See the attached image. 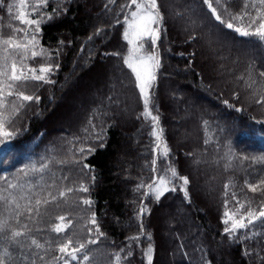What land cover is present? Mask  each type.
Listing matches in <instances>:
<instances>
[{"label":"trees","instance_id":"16d2710c","mask_svg":"<svg viewBox=\"0 0 264 264\" xmlns=\"http://www.w3.org/2000/svg\"><path fill=\"white\" fill-rule=\"evenodd\" d=\"M128 2L48 0L43 7L45 21L38 36L39 48L46 54L28 63L51 64L54 70L47 77L51 83L29 80L18 89L39 99L22 102L6 124L14 135L0 143V194L13 191L10 183L37 187L41 171L33 169L62 153L68 154L67 159L73 153L72 160L85 144L95 151L83 157L80 179L93 201L89 211L105 234L96 244H87L97 247L93 254L102 249L114 260L119 253L121 264H148L144 253L151 244L152 264H164L165 259L170 264H226L227 259L232 264H264V225L258 223L230 239L222 223L225 200L228 209L238 206L233 193L241 202L251 201L254 209L264 204V191L252 193L246 185L264 179V76L260 75L264 42L221 24L203 0H158L163 16L157 25L160 38L155 44L144 43L145 52L159 58L151 91L153 112L159 115L162 139L170 150L165 157L162 149L155 150L153 125L141 116L143 103L134 74L123 63L132 47L123 38L124 15L131 9L121 6ZM251 4L252 0H220L213 6L228 20L242 11L255 16ZM48 15L53 18L47 20ZM8 20L7 0H0L4 32L9 30ZM232 22L234 27H246L248 18ZM112 72L114 81L109 80ZM74 102L80 107L72 113ZM119 156L125 157V164L118 163ZM154 159L158 170L172 166L189 178L190 199L184 197L179 180L174 181L177 190L160 201L145 195L146 186L162 174L153 172ZM78 166L67 164L75 173ZM142 184L145 187H139ZM60 201L42 205L38 217L25 212L18 223L12 218L15 205L0 201V220L31 230L28 237L19 238L23 249L0 242V251L9 247V264H30L32 259L36 264H62L53 257L61 255L56 243L64 234L39 227L45 218L54 222L62 212L73 226L81 224L80 242L97 239L98 234L86 228L88 218L79 200L75 211L59 208L56 215L50 214ZM141 207L147 209L142 216ZM179 208L182 216L177 218ZM133 236L139 240L128 239ZM30 237L45 247H27ZM21 253L29 261L22 262Z\"/></svg>","mask_w":264,"mask_h":264},{"label":"snow or ice","instance_id":"6c2138e0","mask_svg":"<svg viewBox=\"0 0 264 264\" xmlns=\"http://www.w3.org/2000/svg\"><path fill=\"white\" fill-rule=\"evenodd\" d=\"M110 2H115V0H110ZM203 2L211 10L212 15L217 21L225 25L229 29H234L241 36L254 37L260 42H264V0H252L251 7L255 9L256 15L253 16L248 11H242L236 15H230L228 20L223 18V14L218 12V9L213 6L214 2L219 4L220 0H203ZM48 3V0H14L12 4L8 5V12L12 13L13 8L16 9L14 13V20L18 22L22 27L12 28L11 31L13 35L4 38L0 35V143H3L4 139L11 138L14 133L7 131L6 124L10 121L11 117L19 112L20 107H23L24 101H32L33 99H39V97H33L31 95H26L24 91H19L18 88L27 83L29 80L34 81H46L47 74L54 70L53 65H42L38 68L29 66L26 62L29 59H35L39 56H44L45 50L41 48L39 51L36 50L39 45V40L37 39V34L40 32V25L45 21V17L40 15V10ZM257 5H259L257 7ZM123 8L131 9V11L124 15L123 23L127 25L123 38L132 47L129 49V55L123 58L124 65L131 70L134 74L136 86L139 89L142 103L143 112L141 116L146 120H150L153 125V130L150 133L156 137V151L160 152L162 149V155L167 156L169 149L166 143L162 139L163 129L159 127V115L154 114L153 109L156 107L154 104V97L152 94V86L155 81L154 70L159 67V58L155 53H150L147 55H142L141 50L144 45L138 43L147 37L152 44L160 38V29L156 27L163 21V16L161 15L160 8L158 5V0H129L126 5L121 6ZM249 7L246 3L245 8ZM224 11L227 12V6H224ZM34 14L39 18H33ZM248 18V24L246 27H234L232 21H240L243 23L244 18ZM52 15L47 16V20H51ZM117 23H120L117 20ZM100 31L99 29L97 30ZM91 39V37H90ZM58 67V66H57ZM264 76V73H260ZM8 97H15L17 100L21 101V104L17 106L15 103L9 104ZM11 111H8V109ZM100 139V137H97ZM83 152V149H80ZM89 153L95 151V149H88ZM157 161L154 159L153 172L162 173L155 176L151 183L146 187L148 192L145 195L154 196L156 201H160L166 193L175 192L177 190L174 183L175 180L182 181L180 185V190L186 199H190L188 185L190 180L187 176H180L175 169V167L169 166L167 169L158 170L155 165ZM47 165H41L39 169H33L35 171H43ZM84 167H89L85 165ZM247 188L252 193H257L264 191V179L259 180L257 183H247ZM20 187L17 184H9L8 188ZM139 187H145V185H140ZM228 188V185H225ZM88 192V187L81 184L79 189L65 188L60 190L57 194L53 195L48 192L46 196L41 198L39 194L34 201V204L29 198L28 203L23 206V211H21V205L17 201V198L12 196L11 193L8 196L0 194V201H5L8 204H14L15 208L12 209L14 216L12 217L19 222L21 215L25 212L28 214L35 213L38 217L40 215V207L42 205L46 206L50 203L56 202L60 198H66L69 194L74 191ZM5 192L8 190L5 189ZM227 195V194H226ZM10 197V198H9ZM233 200L236 201L238 205L234 211L228 210L229 201L225 200V211L222 217V223L225 225L223 233L230 239L235 236L240 230L248 229L251 230L258 223L264 225V204H262L259 209H254L251 206V201L241 202L236 199V194H232ZM82 203L86 206H91L93 201L90 199H83ZM247 205V208H246ZM147 209L141 207L138 215L142 216L145 214ZM29 219H33L32 215L28 216ZM57 223L53 224L50 231L56 234H64V240L62 242L56 243V249L61 255L53 257L55 261H62V264H72L76 261L77 264H85L90 260L87 254V244H96L100 237L105 234L100 231L99 224L95 213H93L88 218V223L94 226V229L90 227L89 232L93 230L98 234L97 239H89L87 243H80L74 241L69 234V229L73 226V221L67 216L56 217ZM143 225H141V228ZM31 230L28 229L27 225L21 228H13L7 219L0 220V242H4L7 245L14 246L19 249L25 248V244L22 242V237H28V233ZM144 233L141 232L140 235ZM30 243L27 247L31 248L34 246L36 249H43L44 244L40 243L35 237H30ZM129 240H139V236L129 237ZM49 247H51V242H47ZM123 252V249H121ZM154 249L151 244L145 251V256L147 258L148 264H152ZM83 254V255H81ZM131 255V252L128 253ZM43 260L44 257H38ZM21 259L23 261H29V256L21 253ZM121 256L119 253L115 254L114 264H120ZM12 260L9 247H4L0 251V264H9ZM30 264H36V260L32 259Z\"/></svg>","mask_w":264,"mask_h":264},{"label":"rangeland","instance_id":"374dc122","mask_svg":"<svg viewBox=\"0 0 264 264\" xmlns=\"http://www.w3.org/2000/svg\"><path fill=\"white\" fill-rule=\"evenodd\" d=\"M14 2V0H7V8L9 4H12ZM31 2H34V0H31ZM16 9L13 8V12L9 13V20H8V25H9V30L8 31H3V26L1 25L2 23L0 22V35H2L4 38H7L5 36V34H10L13 35V32L11 31L12 28L15 27H22V25H19L18 22H16L14 20V13H15ZM46 11L45 9H41L40 10V15H42L43 17H45ZM33 18H39L38 16H36L34 14ZM184 25H187L186 22L181 21ZM12 27V28H11ZM158 27V26H156ZM12 32V33H11ZM37 39L39 40V36L37 34ZM145 41H150L147 39V37H145L143 40L139 41L138 43H142L145 47L141 50V54L142 55H147L150 54L146 53V43H144ZM37 51L40 50L39 45L36 48ZM30 60V59H29ZM29 60L26 62L29 66H31L28 62ZM42 65L39 66H31V67H35L38 68ZM46 66V65H44ZM113 70V69H112ZM48 77V74H47ZM115 76L112 72V76L109 77V80L114 81ZM113 87V84H112ZM19 89V88H18ZM29 95V94H26ZM94 97V95H91V97ZM96 97V96H95ZM8 101L9 104L15 103L17 106L19 105V100H17L15 97H8ZM125 101V100H124ZM80 107V105L76 102H74L72 104V113H75L76 110H78V108ZM8 111H11V109L9 108ZM8 131V130H7ZM80 149H83L84 151L81 152ZM88 149H90V146L88 145H81L78 147V151L77 154L79 156H74L72 158V160H69L71 158V156L73 155V153L70 155V158L67 159L68 154H64L62 153L61 155H54V158L51 161L46 162L44 165H47L46 168H44V171L42 173V171L40 172L41 174V178H40V183L39 185H37V187H33L31 185L29 186H20L17 188H13V191L11 192V195L17 198V201L20 203V205L22 206L21 209L23 208V206L25 204L28 203L29 198H31L32 202L35 201L37 194H39V196L41 198H43L44 196L47 195L48 192H51L53 195L57 194L60 190H63L65 188H74V189H79V186L81 184H83V181L80 179V170L82 167V159L85 156L86 152L88 151ZM125 157L124 156H119L118 158V163L125 164L124 162ZM79 163V166L76 169V173L74 172V170L71 168L67 167V164L70 163ZM117 169L119 168V164L117 165ZM85 186V184H83ZM61 201L59 203L58 206H55L53 211L50 214H54L56 215V211H58L59 208H62L66 211L72 212L75 211L77 209H79V207L75 206V201H80L82 202L83 199H90L88 196L87 192H81V191H74L71 194H69L66 198H60ZM58 199V200H60ZM83 204V203H82ZM85 207V212L84 214L87 216V218H89L92 214L89 211V206L84 205ZM229 211H234V209H228ZM175 217L179 218L182 216V211L179 208L176 212ZM66 213H60L58 216H66ZM57 216V217H58ZM179 216V217H178ZM58 221L55 219L54 222H47V219L45 218L43 223L39 226L42 228H46L49 229L52 227L53 224L57 223ZM90 224L86 223V228H90ZM71 228H73L72 230H69V234L71 235L72 239L74 241H79L83 230L81 229V224L78 226H72ZM245 230V229H244ZM244 230H240V231H244ZM238 233V232H237ZM65 238V237H64ZM92 239V238H90ZM64 240V239H63ZM82 243V242H80ZM97 248L95 246H88L87 245V254L90 257V260L88 262H85V264H114V258H112L106 251L104 252V250L100 249L99 252L97 254H93L92 249ZM121 264V262H120ZM164 264H170V261H167L165 259V263ZM205 264H211L209 261H206ZM226 264H232V262L227 259L226 260Z\"/></svg>","mask_w":264,"mask_h":264}]
</instances>
